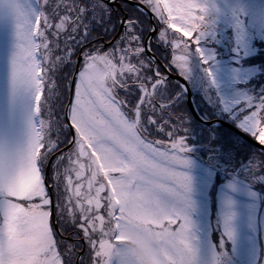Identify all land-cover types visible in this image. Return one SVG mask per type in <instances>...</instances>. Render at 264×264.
Returning <instances> with one entry per match:
<instances>
[{
    "label": "snow or ice",
    "instance_id": "obj_1",
    "mask_svg": "<svg viewBox=\"0 0 264 264\" xmlns=\"http://www.w3.org/2000/svg\"><path fill=\"white\" fill-rule=\"evenodd\" d=\"M0 264H264V0H0Z\"/></svg>",
    "mask_w": 264,
    "mask_h": 264
},
{
    "label": "rangeland",
    "instance_id": "obj_2",
    "mask_svg": "<svg viewBox=\"0 0 264 264\" xmlns=\"http://www.w3.org/2000/svg\"><path fill=\"white\" fill-rule=\"evenodd\" d=\"M214 238H215V236H214Z\"/></svg>",
    "mask_w": 264,
    "mask_h": 264
}]
</instances>
